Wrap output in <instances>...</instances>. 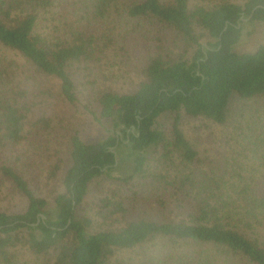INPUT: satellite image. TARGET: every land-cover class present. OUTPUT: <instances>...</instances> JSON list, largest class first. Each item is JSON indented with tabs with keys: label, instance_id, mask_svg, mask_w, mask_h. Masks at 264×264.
<instances>
[{
	"label": "trees",
	"instance_id": "1",
	"mask_svg": "<svg viewBox=\"0 0 264 264\" xmlns=\"http://www.w3.org/2000/svg\"><path fill=\"white\" fill-rule=\"evenodd\" d=\"M257 23L264 0H0V199L24 203L0 210V264H264V44L236 51ZM49 80L102 140L58 156L33 119ZM232 100L263 103L236 121ZM184 119L232 126L201 155Z\"/></svg>",
	"mask_w": 264,
	"mask_h": 264
},
{
	"label": "rangeland",
	"instance_id": "2",
	"mask_svg": "<svg viewBox=\"0 0 264 264\" xmlns=\"http://www.w3.org/2000/svg\"><path fill=\"white\" fill-rule=\"evenodd\" d=\"M264 44V24L257 23L253 34L248 37H244L242 42L236 47V51L239 53H251L258 49L259 46ZM13 57L20 61V59L13 55ZM9 60L10 57L8 58ZM30 78L29 90L40 92V77ZM124 76V75H123ZM124 81H129L128 77L124 76L120 79L118 89H121ZM37 84L39 89L35 91L34 85ZM57 84L55 80H49L45 84L47 94H39L37 99L38 107H35L36 115L33 119L46 117L50 121V129L46 133L48 138L52 139V146L58 148L61 152L60 157H64L65 153V135H70L74 132L86 143H97L104 138V130L97 126L93 120L82 113L80 106H69L64 103L57 96ZM263 103L262 100L252 102H241L238 100H232L230 104V116L236 121L242 118H247L251 112ZM45 112V115L42 113ZM235 121H233L234 123ZM232 122L226 127L216 129L208 123H204L198 119H184L182 123L183 130L188 139L196 146L201 155L212 154V149L215 148L217 142L223 134L228 133L231 130ZM208 151V152H207ZM56 162V158L54 159ZM49 170L47 168L40 172L39 169L31 170V175L35 177V191L40 197H43L49 201L52 200L55 194L63 192L64 189L61 185L60 175L62 170L56 175L54 179L49 178ZM105 182L97 180L93 182L89 188L88 196L85 202L79 207L80 217H88L97 219L95 216L96 208L94 207L97 198L104 197L106 194ZM24 208V203L20 198L0 199V210L10 213L21 212Z\"/></svg>",
	"mask_w": 264,
	"mask_h": 264
}]
</instances>
